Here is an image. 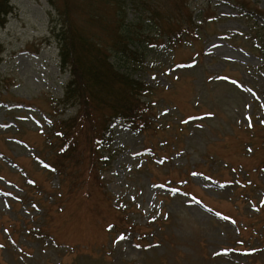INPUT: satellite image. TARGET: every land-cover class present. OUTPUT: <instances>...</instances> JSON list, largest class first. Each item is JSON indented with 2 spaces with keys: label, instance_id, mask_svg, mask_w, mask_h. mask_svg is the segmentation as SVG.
Wrapping results in <instances>:
<instances>
[{
  "label": "rangeland",
  "instance_id": "1",
  "mask_svg": "<svg viewBox=\"0 0 264 264\" xmlns=\"http://www.w3.org/2000/svg\"><path fill=\"white\" fill-rule=\"evenodd\" d=\"M11 3L0 23V150L15 160L0 168V264H264V0H188L200 28L184 43L151 45L133 71L156 89L158 127L142 134L112 120L109 164L90 171L77 152L52 173L50 129L77 112L60 104L70 73L60 68L59 15L50 0ZM70 7L108 38L110 6ZM193 114L205 116L180 127Z\"/></svg>",
  "mask_w": 264,
  "mask_h": 264
},
{
  "label": "trees",
  "instance_id": "2",
  "mask_svg": "<svg viewBox=\"0 0 264 264\" xmlns=\"http://www.w3.org/2000/svg\"><path fill=\"white\" fill-rule=\"evenodd\" d=\"M50 1L59 15L54 33L61 68L70 72L60 104L77 106L75 115L55 121L53 131L50 130L58 143L54 166L61 169L63 157L71 159L80 152L89 161L90 171H98L99 165L109 164L111 157L112 120L144 133L158 127L152 119L155 102L150 98L155 91L133 75V71L146 64L147 48L159 43L170 47L186 42L194 27L200 28L196 23L200 15L194 17L184 11L189 8L188 0H97L113 10L111 18L101 23L103 30L109 32L102 41L77 23L70 11V0H64L62 7ZM245 6L249 8L248 4ZM130 7L133 17H129ZM12 11L11 0H0V23H6ZM81 160L78 158L75 163L78 165ZM239 187H249L245 194L250 197L255 192L252 181L244 180ZM119 224L114 223L115 229Z\"/></svg>",
  "mask_w": 264,
  "mask_h": 264
},
{
  "label": "snow or ice",
  "instance_id": "3",
  "mask_svg": "<svg viewBox=\"0 0 264 264\" xmlns=\"http://www.w3.org/2000/svg\"><path fill=\"white\" fill-rule=\"evenodd\" d=\"M29 183H33V181H29Z\"/></svg>",
  "mask_w": 264,
  "mask_h": 264
}]
</instances>
